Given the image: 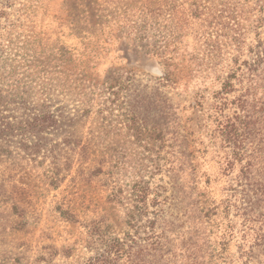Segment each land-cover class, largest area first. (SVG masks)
Returning a JSON list of instances; mask_svg holds the SVG:
<instances>
[{
    "label": "rangeland",
    "instance_id": "1",
    "mask_svg": "<svg viewBox=\"0 0 264 264\" xmlns=\"http://www.w3.org/2000/svg\"><path fill=\"white\" fill-rule=\"evenodd\" d=\"M241 1L0 0V92L33 107L49 87L48 109L59 121L40 137L0 139V264H89L93 221L107 215L116 231L126 229L123 205L109 198L114 187L127 202L136 181L165 184L157 168L164 91L157 88L164 70L157 51L166 43L167 57L192 71L165 91L189 138L209 143L207 114L191 104L204 92L208 106L220 81L206 77L199 63L203 47L230 41L228 17ZM198 4L226 17L212 25L208 8L194 10ZM122 72L132 73L136 92L144 88L152 99L135 125L138 134L132 92L112 100L105 90L107 78ZM8 103L5 113L18 119L36 111ZM85 109L90 112L78 116ZM101 163L105 172L96 169ZM200 163L219 199L235 173H223L212 148Z\"/></svg>",
    "mask_w": 264,
    "mask_h": 264
},
{
    "label": "trees",
    "instance_id": "2",
    "mask_svg": "<svg viewBox=\"0 0 264 264\" xmlns=\"http://www.w3.org/2000/svg\"><path fill=\"white\" fill-rule=\"evenodd\" d=\"M234 7L227 16L230 41L203 47L199 63L206 77H215L220 86L208 106L204 92L191 104L207 114L209 143L189 138L179 106L165 91L178 86L192 69L167 57L170 44L157 51L164 57V70L157 79V88L164 89L159 98L157 168L164 173L165 184L153 187L151 181H136L125 197L129 202L114 187L109 198L123 205L126 229L116 231L107 215L93 221L87 240L95 256L89 264H264V0H243ZM170 8L173 14L177 11L172 4ZM204 8L212 25L226 17L216 6L198 4L194 10L202 14ZM105 83L112 100L121 91L132 92L128 103L135 119L132 124L137 134L142 132L135 125L151 96L143 94L144 88L136 92L134 87L140 84L132 73L111 75ZM50 90L44 87L33 107L18 100V95L0 92V139H16L20 133L29 139L58 124L48 109ZM8 102L36 111L18 119L5 113ZM89 112L85 109L78 116ZM210 148L223 173H235L219 199L210 187L211 174L200 166ZM103 165L97 171L105 172Z\"/></svg>",
    "mask_w": 264,
    "mask_h": 264
}]
</instances>
